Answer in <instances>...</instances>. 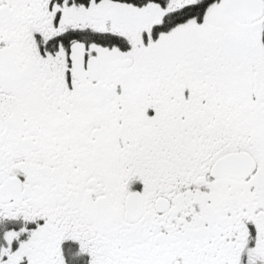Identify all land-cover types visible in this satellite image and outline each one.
Here are the masks:
<instances>
[{"label": "snow or ice", "instance_id": "6c2138e0", "mask_svg": "<svg viewBox=\"0 0 264 264\" xmlns=\"http://www.w3.org/2000/svg\"><path fill=\"white\" fill-rule=\"evenodd\" d=\"M0 264H264V0H0Z\"/></svg>", "mask_w": 264, "mask_h": 264}]
</instances>
